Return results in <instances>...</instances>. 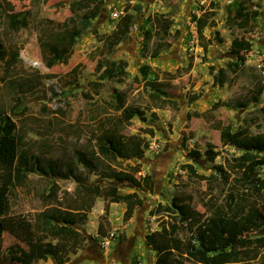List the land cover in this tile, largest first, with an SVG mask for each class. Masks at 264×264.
I'll return each instance as SVG.
<instances>
[{"label":"rangeland","instance_id":"374dc122","mask_svg":"<svg viewBox=\"0 0 264 264\" xmlns=\"http://www.w3.org/2000/svg\"><path fill=\"white\" fill-rule=\"evenodd\" d=\"M73 1L0 0V51L4 52V57L0 52L2 110L16 122L17 132L32 154L57 160L64 168H74L87 182L109 184V179L98 172H85L78 159V154L85 152L103 171L124 170L136 177L152 174L155 191L138 190L144 204L128 222L123 219L124 203L97 197L87 219L75 225L84 238L60 239L48 235L41 215L55 207L76 208L80 204L76 181L72 177L62 179L30 172L10 195V209L4 218L11 225L0 239V264H21L10 258V248H26L29 239L57 244L62 260L66 259L63 264L77 259L78 264H157L162 256L146 244L148 233L175 224L188 234H196L206 228V223H191L179 214L167 212L152 215L151 209L158 203L170 204L174 196L183 197L206 217L212 213V205L227 209L229 195L236 187L235 178L240 175L232 166V158L244 150L231 145L221 131L230 126L232 131L264 133V91L259 102L252 100L255 83H264V0L247 2L249 9H259L260 14L246 28L227 22L241 0H104L75 46L61 57L44 44L55 42L64 29H75L80 15L89 13L85 7L79 10V5L74 9ZM93 6L96 7L90 4L88 9ZM10 13L26 16V26L13 27L7 17ZM168 16L172 18L169 34L156 32L159 25L154 27L151 21ZM200 22L202 34L198 33ZM146 30L152 31L149 39H145ZM112 33H118L119 38L109 50L105 38ZM240 38L252 42V51L239 67L230 66L238 60L232 42ZM161 40L168 47L153 57L152 51ZM51 56L56 57L53 66L49 65ZM120 59L128 62L126 75L109 77V63ZM222 69L226 76L223 85L219 82ZM17 85L21 87L20 93L16 92ZM115 90L124 94L127 105L140 106L146 118L136 116L130 122L118 121ZM154 94L175 100L178 108L162 104ZM218 102L222 104L213 108ZM112 127L118 133L144 138L149 146L155 143L157 147L147 148L143 158L97 159L94 138ZM210 145L219 153L215 160L205 154ZM191 150L202 155L191 157ZM217 164L230 173L225 183L215 184L209 178L216 174ZM258 174L264 177V167ZM113 184L121 193L137 189L127 181ZM52 185H56L58 192L48 198ZM261 202L264 192L262 199L248 198L244 211ZM99 224L102 231H98ZM118 225L128 226L107 251L100 248L98 255H85V251L94 249L92 245L98 244L99 235ZM237 231L243 236L257 234L242 226ZM90 234L95 241L89 238ZM169 260L194 264L185 255L174 252ZM250 262L262 264L259 259ZM34 264L59 263L55 257L40 256Z\"/></svg>","mask_w":264,"mask_h":264},{"label":"trees","instance_id":"16d2710c","mask_svg":"<svg viewBox=\"0 0 264 264\" xmlns=\"http://www.w3.org/2000/svg\"><path fill=\"white\" fill-rule=\"evenodd\" d=\"M104 0H75L71 3L75 7L79 5V10L83 7L87 8L89 13L80 15L78 26L75 29H64L59 32L55 42L45 43L44 45L50 52H59L61 57L68 54L75 46L78 38L86 30L90 24L92 16L98 14L100 4ZM247 2L249 0H241L233 13L228 16L227 22L229 25L236 24L239 27H247L251 21H254L260 14L259 9H249ZM90 4L95 5L92 9ZM84 5V6H82ZM206 9V7L204 8ZM171 16V15H169ZM159 19L151 21V25L159 29L156 32L169 34L172 24V18ZM10 24L13 27L26 26V16L21 13H10L7 15ZM160 30V31H159ZM178 32V31H176ZM202 34V22L198 23V33ZM152 35L151 30H146L145 39H149ZM107 38V39H106ZM108 48L111 50L115 41L118 40V33L106 35ZM232 45L236 51L237 62L230 63L234 67H239L240 63L244 62L245 57L252 51V42L246 38L235 39ZM168 47V43L164 41L157 42L152 51V56H158L164 49ZM1 56L4 57V52ZM56 63V57L51 56L49 65L53 66ZM103 63L98 65L101 69ZM128 62L125 59L109 63L106 74L109 77L118 78L126 75V67ZM235 71V68L232 69ZM226 76L224 70L219 71V82L224 84ZM21 87L17 85L16 92L20 93ZM264 91V83L256 82L252 95L253 102H259L260 96ZM157 96L160 100L161 97ZM116 110L120 112L118 121L124 120L130 122L134 117L138 116L145 119L146 115L140 106L127 105L124 99V94L115 90ZM194 97H191V99ZM162 104H170L177 106V102L172 99H161ZM222 103H216L213 108L220 106ZM264 111V107L262 108ZM174 117V115H173ZM221 135L227 138L228 142L238 148L243 149V153L232 158V166L240 171L239 177L235 178L236 187L233 193L229 195L228 208L223 205H212V213L205 216L204 213L196 209L183 197L174 196L170 204L158 203L151 214H161L167 212L171 215L179 214L182 219L195 223L199 220H204L206 228L196 234H188L182 228L172 224L169 226L163 225L160 230L148 233L146 244L153 247L159 254L161 260L157 264H179L177 261L169 260L172 252L185 255L194 264H252L250 261L259 259L264 264V202H261L255 208L245 212L247 208L246 200L256 197L263 198L264 192V177H260L258 171L264 167V133L251 134L245 129L232 131L230 126H226ZM95 146L98 158L119 157L122 159H138L143 158L145 150L149 148V143L138 136H126L118 133L115 127L107 129L101 135L95 136ZM189 156L200 158L202 153L198 150L189 151ZM205 154L210 160H215L218 151L210 145L205 151ZM78 159L86 173H96L109 179V184L97 182H87L86 178L76 173L72 167L64 168L57 160L39 157L30 152V148L25 145L24 137L17 132L16 122L10 115H5L0 104V239L5 230H10V222L4 217L10 209V195L12 191L22 184L30 172H40L46 177H57L67 179L74 178L76 181V193L79 195V202L71 207H61L49 209L42 212L41 218L45 230L51 235L60 239L73 240L84 235L78 231L75 225L80 221L87 219V214L92 210L97 197L102 196L110 202H119L126 205V210L123 215L125 222H128L135 210L144 204V198L138 190L145 192H154L156 182L152 174H145L141 177H136L133 173L124 170L117 171L116 169L105 170L99 167L95 159L88 157L85 152L78 154ZM216 174L209 176L211 180L217 184L220 181L226 182L229 179L230 173L221 164L215 165ZM101 172V173H99ZM115 181H127L133 184L137 189L128 193H121ZM113 182V183H112ZM239 185V186H238ZM58 188L56 185L51 186V194H57ZM108 211L106 205L105 213ZM251 228L257 232L253 237L240 235L237 227ZM102 224H99L98 231H102ZM89 237H92L89 235ZM81 238L79 241H81ZM26 248L18 246L10 248V258L21 264H34L40 257H55L59 264H63V257L60 253V248L57 244L50 242L43 243L42 240L29 239L26 241ZM2 254L0 243V255Z\"/></svg>","mask_w":264,"mask_h":264},{"label":"built area","instance_id":"2783aa9c","mask_svg":"<svg viewBox=\"0 0 264 264\" xmlns=\"http://www.w3.org/2000/svg\"><path fill=\"white\" fill-rule=\"evenodd\" d=\"M157 147L155 143H153L150 148ZM126 226L123 227H113L109 232L106 234L99 235V240L98 243L102 249L105 251L108 250L110 247L111 243L113 242L114 239L119 238L122 234L123 231L125 230Z\"/></svg>","mask_w":264,"mask_h":264},{"label":"crops","instance_id":"0c3cea01","mask_svg":"<svg viewBox=\"0 0 264 264\" xmlns=\"http://www.w3.org/2000/svg\"><path fill=\"white\" fill-rule=\"evenodd\" d=\"M133 191H135V189L133 190ZM125 211V209L123 210V212ZM121 243H118V245H120ZM122 245V244H121ZM87 253H88V257L90 258V257H92V256H95L96 254L98 255V249L97 250H95V249H93L92 251H90V250H87Z\"/></svg>","mask_w":264,"mask_h":264},{"label":"flooded vegetation","instance_id":"af4514ba","mask_svg":"<svg viewBox=\"0 0 264 264\" xmlns=\"http://www.w3.org/2000/svg\"><path fill=\"white\" fill-rule=\"evenodd\" d=\"M92 246L94 247L95 250L98 249V252H99V250H100V246H99L98 244H94V245H92ZM85 255H88V254L86 253V251H85Z\"/></svg>","mask_w":264,"mask_h":264},{"label":"clouds","instance_id":"9594fccd","mask_svg":"<svg viewBox=\"0 0 264 264\" xmlns=\"http://www.w3.org/2000/svg\"><path fill=\"white\" fill-rule=\"evenodd\" d=\"M149 147H150V146H149ZM123 226H126V227H125V229H126L128 225H123ZM115 227H119V225H118V226H115ZM124 231H125V230H124ZM123 233H124V232H123ZM90 235H91V234H90ZM91 236H92V235H91ZM89 238L93 239L94 237L92 236V237H89ZM93 240H94V239H93ZM94 241H95V240H94ZM98 245H99V243H98ZM99 246H100V245H99ZM100 248H101V247H100Z\"/></svg>","mask_w":264,"mask_h":264},{"label":"water","instance_id":"95a60500","mask_svg":"<svg viewBox=\"0 0 264 264\" xmlns=\"http://www.w3.org/2000/svg\"><path fill=\"white\" fill-rule=\"evenodd\" d=\"M79 259L75 260L72 264H78Z\"/></svg>","mask_w":264,"mask_h":264}]
</instances>
